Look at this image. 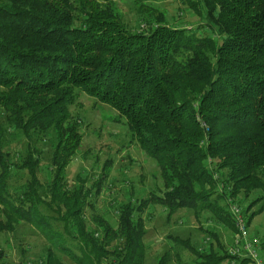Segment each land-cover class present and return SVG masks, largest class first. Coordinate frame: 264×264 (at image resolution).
Masks as SVG:
<instances>
[{
    "label": "trees",
    "instance_id": "1",
    "mask_svg": "<svg viewBox=\"0 0 264 264\" xmlns=\"http://www.w3.org/2000/svg\"><path fill=\"white\" fill-rule=\"evenodd\" d=\"M125 1L139 9L140 32L120 12ZM154 1L0 0V233L44 238L45 255L26 262L147 264L145 238L161 208L167 223L191 214L209 242L199 249L169 236L174 247L156 264H251L229 254L228 202L250 228L264 214V0H181L197 18L184 26ZM82 95L125 119L162 180L157 192L132 191L115 205L117 226L87 217L112 161L90 186L80 176L68 183L83 144L70 109Z\"/></svg>",
    "mask_w": 264,
    "mask_h": 264
},
{
    "label": "rangeland",
    "instance_id": "2",
    "mask_svg": "<svg viewBox=\"0 0 264 264\" xmlns=\"http://www.w3.org/2000/svg\"><path fill=\"white\" fill-rule=\"evenodd\" d=\"M150 6L165 14L170 22L175 21L176 25L184 26L193 21L197 22V18L187 11L181 0H155ZM119 8L126 24L133 31L140 32L143 23L138 7L125 1L119 3ZM70 112L72 119L78 120L81 124L83 144L70 167L68 183L75 184L77 177L80 176L86 178L90 186L101 175L103 164L107 160L112 161V172L104 186L102 196L95 204V212L89 209L87 217L93 214L101 215L111 225L117 226L115 205L131 199L132 191L135 199L148 196L152 191L157 192L163 185L159 170L138 143L132 141L125 119L112 108L82 95L78 103L71 107ZM255 198L256 196L249 203ZM260 205L253 211L257 212ZM150 220L148 235L145 238L147 264H156L159 256L171 251L174 244L169 240V236L190 239L199 249H204L207 245V237L201 234L198 222L191 214L182 220L183 224L177 225L174 221L167 223L166 212L156 208ZM203 225L209 224L205 222ZM250 231L253 237L264 239V214L253 220ZM33 236L28 228L21 229L19 236L16 235L17 239L7 233H0V249L5 251L3 264H32L26 261L43 257L44 238L39 235ZM224 238L227 240L226 234ZM19 245L24 248L27 245L29 253L25 260ZM175 249L182 254L183 250L179 247L176 246ZM182 259L183 261L187 259L184 253ZM179 261V258L173 256L170 264H179ZM65 262L74 264L69 258H65Z\"/></svg>",
    "mask_w": 264,
    "mask_h": 264
},
{
    "label": "built area",
    "instance_id": "3",
    "mask_svg": "<svg viewBox=\"0 0 264 264\" xmlns=\"http://www.w3.org/2000/svg\"><path fill=\"white\" fill-rule=\"evenodd\" d=\"M229 211L233 216L235 232L232 244L229 246V254L232 257L248 259L251 264H264L263 249L261 241L251 235L250 226L243 208L233 200H229ZM209 242V240H207ZM206 242V243H207Z\"/></svg>",
    "mask_w": 264,
    "mask_h": 264
}]
</instances>
